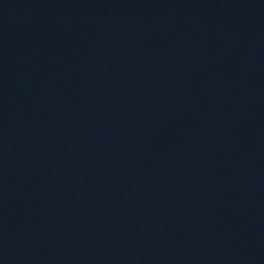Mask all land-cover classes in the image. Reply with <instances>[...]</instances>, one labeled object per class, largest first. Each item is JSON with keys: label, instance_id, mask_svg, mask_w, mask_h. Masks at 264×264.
<instances>
[{"label": "water", "instance_id": "water-1", "mask_svg": "<svg viewBox=\"0 0 264 264\" xmlns=\"http://www.w3.org/2000/svg\"><path fill=\"white\" fill-rule=\"evenodd\" d=\"M0 264H264V0H0Z\"/></svg>", "mask_w": 264, "mask_h": 264}]
</instances>
